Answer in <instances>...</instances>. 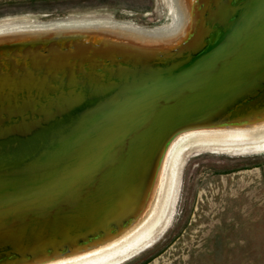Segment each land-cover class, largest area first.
Listing matches in <instances>:
<instances>
[{
	"label": "water",
	"instance_id": "95a60500",
	"mask_svg": "<svg viewBox=\"0 0 264 264\" xmlns=\"http://www.w3.org/2000/svg\"><path fill=\"white\" fill-rule=\"evenodd\" d=\"M226 2L231 9L201 49L146 66L141 60L134 69L119 58L114 70L104 59L96 58L99 68L76 58L74 67L48 79L49 88L58 84L64 92L72 90V71L83 74L74 76L73 103L59 109L53 99L50 121L38 117L32 130L13 127L0 140V264L49 253L121 220L143 196L175 131L228 119L234 111L264 113V0L253 9L252 0ZM44 65L37 68L44 72ZM59 72L66 74L60 84ZM32 76L41 78L37 71ZM23 88L9 84L0 91V129L20 124L16 108L41 98Z\"/></svg>",
	"mask_w": 264,
	"mask_h": 264
},
{
	"label": "bare ground",
	"instance_id": "6f19581e",
	"mask_svg": "<svg viewBox=\"0 0 264 264\" xmlns=\"http://www.w3.org/2000/svg\"><path fill=\"white\" fill-rule=\"evenodd\" d=\"M237 1L231 0L232 3ZM169 5L173 18L171 25L164 30L144 29L130 23L117 26L105 20L1 25L0 91L9 84L13 85L14 89L19 87L20 90L24 89V86L37 91L41 98L36 101L28 100V103L24 102V105L16 108L17 113L14 111L16 113L14 115L19 116L21 123L13 120L14 125L6 129L9 125L7 123L4 130L0 129V140L9 136L7 133L13 127L19 128L20 131L21 129L29 131L36 126L40 117L43 122L50 121L55 110L53 99L58 103L59 109H62L64 104L69 105L76 100L74 76L76 78L83 76L81 71H75L76 75L72 71L74 76L71 77L70 91L66 88L62 92V87L58 88V84L50 88L47 85L50 82L48 79L54 78L57 70L74 67L70 63L71 60L80 58L90 66L96 64L100 68L101 64L96 60L100 58L105 60L106 66L114 70L112 64L116 65L118 58L122 66L134 69L142 62L141 60H144L146 66L153 58L186 55L192 50L202 48L208 32L214 31L216 22L225 17L226 12L231 9H228L226 0H170ZM170 33L178 36L162 40ZM133 54L138 57L132 56ZM41 64H45L46 71L42 72L39 69ZM26 65L29 68H25ZM75 65L81 67L79 62ZM36 71L39 73L38 77L41 76L40 79L32 76ZM61 74L60 79H54L59 84L65 82L66 74L64 72ZM48 88L53 89L50 97L46 95ZM20 100L22 98L14 97L13 102H21ZM43 104L50 106L38 108V105ZM31 114L37 116L34 122L31 121ZM232 115L234 120L230 118ZM196 135H228L235 139L184 141ZM194 147H216L232 155L262 152L264 113L240 117L239 112L234 111L228 119L175 131L167 139L155 160L153 173L143 196L134 207L126 209L119 215L121 220L112 221L110 226L76 243L48 251L49 253L42 250L38 256L24 261L13 259L14 262L10 264H120L132 258L152 245L157 238L156 234L169 223L179 190L182 157L185 151Z\"/></svg>",
	"mask_w": 264,
	"mask_h": 264
},
{
	"label": "rangeland",
	"instance_id": "374dc122",
	"mask_svg": "<svg viewBox=\"0 0 264 264\" xmlns=\"http://www.w3.org/2000/svg\"><path fill=\"white\" fill-rule=\"evenodd\" d=\"M168 1L0 0V26L105 20L164 30L173 18ZM262 1L252 0L250 8ZM176 36L170 33L162 40ZM212 139L235 137L196 135L184 141ZM182 162L166 228L144 252L120 264H264V151L232 155L216 147H194L185 151Z\"/></svg>",
	"mask_w": 264,
	"mask_h": 264
}]
</instances>
